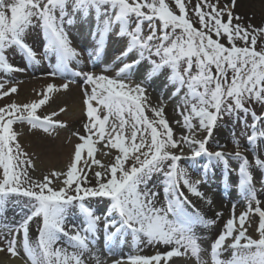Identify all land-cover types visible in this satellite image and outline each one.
<instances>
[{
    "label": "snow or ice",
    "instance_id": "snow-or-ice-1",
    "mask_svg": "<svg viewBox=\"0 0 264 264\" xmlns=\"http://www.w3.org/2000/svg\"><path fill=\"white\" fill-rule=\"evenodd\" d=\"M236 4L237 0H230L224 6H220V0H198L191 9L200 25L196 27L186 0H171V3L168 0H0V70L25 71L9 62V51H18L35 64L55 57L54 70L49 76L65 77L71 72L75 77H83L87 116L83 125L85 134H75L81 142L75 145L67 170H53L42 179L33 180L28 168H34V162L22 150L13 125L27 122L45 132L66 127V122L55 119L66 111L65 107L43 117L37 110L49 102L52 93L68 90L72 81L65 80L58 86L49 83L38 94L39 99L0 107V209L12 194L31 198L30 213L0 236V252L12 257H20L23 252L30 264H86L85 253L92 254L103 222V239L109 251L111 242L127 233L137 243L143 236L147 244L169 246L163 253L134 255L127 261L115 259L111 264H161L162 261L167 264L173 257L189 253L197 264H206L201 257L204 251L199 243L201 238L195 229L214 225L216 220L206 218L189 194L206 200L209 205L212 200L200 190L202 181L191 179L188 171L179 165L182 159L195 160L206 155L210 161L223 162L225 177L234 171L228 165V158L239 161L235 169L238 188L247 200L246 210L239 215L233 205L232 215L211 243V264H264V206L257 197L252 170L253 167L264 170L261 149L264 47L257 49L258 39L264 41V25L245 23L234 12ZM78 15L93 16L96 22V48L89 52L90 57L100 56L110 34L127 38L124 50L113 64L126 60L130 54L133 59L122 63L115 77L71 68L73 62L83 64L82 53L73 47L66 30ZM33 27L40 28L45 40L41 55L27 42ZM238 40L243 46L237 45ZM153 56L158 60H153ZM144 59L152 65L149 77L168 68L173 96H180L183 91L178 109L188 135L174 138L164 107L147 105L145 88L122 78L130 76L131 69ZM17 91V86L5 88V83L0 82V98ZM254 104L261 106L260 114L247 106ZM146 107L151 109L153 118L146 114ZM101 109L106 110L105 114L101 115ZM240 113L244 114L242 120ZM224 115H234L250 131L246 140L253 153L252 160L240 151L239 139H234V153L224 151L223 145L209 151L208 142ZM193 120L197 123L193 124ZM201 130L206 134L198 139ZM98 141L119 150L112 163L104 165L95 158L94 145ZM185 144L190 149L188 156L184 154ZM85 150L90 160L82 156ZM92 165L101 169L92 173L97 180L95 185H91L87 175ZM157 174L163 176V200L154 186L149 187ZM206 179L207 168L203 182ZM56 180L61 181L58 188L53 187ZM260 183L264 190V176ZM92 197L109 198L103 216L85 202ZM74 204H78L84 218L80 227L67 223L68 210ZM256 214L258 235L254 237L249 234V227L250 217ZM221 215L216 213L217 217ZM34 222H38L35 240L30 235V225ZM95 259L96 264H107L99 255Z\"/></svg>",
    "mask_w": 264,
    "mask_h": 264
},
{
    "label": "bare ground",
    "instance_id": "bare-ground-1",
    "mask_svg": "<svg viewBox=\"0 0 264 264\" xmlns=\"http://www.w3.org/2000/svg\"><path fill=\"white\" fill-rule=\"evenodd\" d=\"M198 2V0H197ZM230 0H220V6H224L226 4H229ZM235 14L241 16L245 23L251 22L252 24L256 26L264 25V0H237L236 7L234 8ZM86 19V17H83ZM227 19V17H225ZM235 22V21H234ZM90 26V25H89ZM92 27V26H90ZM88 24L84 23L82 29L87 30ZM69 29L68 36L70 40L72 41L73 47L77 48L78 51L82 53V56L85 58L83 61V64L77 65L75 62H73L71 65L75 67H83L84 69H81L82 71H92L96 74H100V69H95L91 65V59H88L87 53L88 52H94L96 48V43H91L92 39L90 38V34L84 33L82 29L78 32H80L81 37L74 36L73 30L71 28ZM111 39V38H110ZM112 40V39H111ZM113 41H115L113 39ZM27 42L33 46L34 50L37 52L38 55H41L43 53L44 48V37L39 27H33L27 37ZM113 43H117V47L120 51L115 50L112 52L113 54H110L113 59L118 57L119 54L124 50L126 46V40L123 38L120 40H117ZM110 45V44H109ZM108 45V46H109ZM115 45V46H116ZM8 55L9 62L12 63L16 67L24 68L25 71L23 72H7L4 70H0V82L5 83V88L15 85L18 88V91L16 93H12L7 97L0 98V107H3L6 104L16 102V103H28L31 102L34 99H39L40 96L39 93H42L46 86L49 83H54L57 86L64 83L65 80L72 81L70 84V87L68 90H59L57 92H54L51 94V98L49 102L42 106L40 109L37 110V114L41 117L50 114L52 111H58L59 108L65 107L66 111L64 113H61L58 117L55 119H59L61 121L66 122V127H56L55 129L45 132L41 128H32L27 122H16L13 125L14 131L16 129H19L20 127H25L23 129L24 131L20 132V135H18L17 139L19 143L22 146V150L24 152H27L29 157L34 162V168L37 166H40L44 170V174L48 175L51 171H61L65 172L67 170V166L71 162V157L74 152V147L77 143H80L78 136L75 135L76 133H79L80 135L85 134V129L83 127L84 123L87 122V116L85 111V105L83 103L84 101V95H83V88L85 87L83 83V78L81 77H75L72 75V73H68L65 77H61L59 75L55 77H51L48 75L49 72L54 70V65L56 63L55 57H50L47 60V64L45 65H34V63H31L26 60L18 51L14 52L13 55ZM132 54L127 58V61L124 60V62L129 63L131 62ZM146 60H142L138 65H136L132 70H134V73L146 64ZM123 62V61H122ZM122 62L118 61L116 62L115 68L111 65L110 69L107 70V73L111 74L112 77H115L116 70L121 67L120 65ZM106 64L104 59V65ZM109 62H107L106 65H108ZM92 67H91V66ZM107 73H104L107 75ZM133 71L130 76L122 77L128 83H132L133 80H128L129 78L133 79L132 74H134ZM110 75V77H111ZM134 83V82H133ZM132 85V84H131ZM89 89L91 86H87ZM145 95L147 97V101L157 104V101L148 93L145 92ZM147 104V103H146ZM148 105V104H147ZM56 106V107H55ZM146 110L150 115L148 116L150 119L152 118V111L150 108L146 107ZM106 110L101 109V115L105 114ZM165 117L169 121L170 126L173 128L174 131V138L179 139L182 131L186 129L183 125V120L180 121L179 124L176 123V111L174 108L167 107V109L164 110ZM127 115V114H126ZM112 119H115L114 117ZM111 122V121H110ZM95 139V138H94ZM214 143H221L224 144L226 139L222 137V127L220 125H217V128L213 131L212 138L210 139ZM233 141V138H231ZM97 144L95 143L94 146ZM261 149L264 150V144H261ZM104 147L105 153H108V155L102 154L101 156L97 153L95 154V158L102 157L105 159H102V163L104 165H108L114 161L115 155L119 154V150L112 149L110 146L105 147L104 141H99L97 148ZM187 147L185 149L189 148V146L186 144ZM243 147H248L247 144H243ZM184 149V151H185ZM101 153V152H100ZM189 154H185V156H188ZM82 156L84 158H87V150L82 153ZM206 160V161H205ZM199 159L195 160H189V159H182L179 162V165L181 168H184L188 171L189 176L191 179L195 180V177L199 175H203L205 172V168L198 163ZM202 163L206 164L207 162H211L209 158L206 155H203L202 157ZM215 161V160H214ZM217 162V161H215ZM223 164V162H222ZM187 165V166H186ZM224 168V165H223ZM28 170L32 171L33 168L29 167ZM100 168H91L90 171H87L88 178L91 182V185H95L97 183L96 178L93 176L94 171H100ZM2 172V169H0V173ZM207 173L211 175V171L207 169ZM218 171L214 170V174L211 175L212 180L209 179V182L213 185V188L216 189V194L213 196L212 204L209 205L206 200H202L201 198L193 196L194 203L198 209L205 215L208 219L216 220V223L214 225H211L209 227H203L199 226L201 230L212 240H214L220 231L223 229V225L227 221L228 218L232 215V209L233 205L236 204V202L243 201L245 197L241 194L240 190H235V188H232V183L234 180V176L230 174V172L227 174V177H225V174L222 171V177L223 178H231L229 180H222L220 183H216L215 177L217 178ZM234 173V172H233ZM28 175L33 180H39V177L32 175L28 171ZM83 175V173H81ZM232 175V176H230ZM208 176V174H207ZM221 177V178H222ZM43 178V177H42ZM163 180L162 175H154L152 180L149 182V187H153L158 192L161 193V200H163V185L161 181ZM221 180V179H220ZM227 185V187H226ZM257 197L262 201V206H264V190L262 188H257ZM86 203H89L91 201H85ZM103 201H100L99 199H96V201L91 203L92 206H94L96 209H101V204ZM213 203L216 204V210H213ZM246 207H241L240 210H238V207L235 205V213L236 215H239L240 212L244 211ZM79 207L78 204H74L71 206L68 210V217H67V223L69 225L75 224L77 227H80L83 225L84 218L81 212L78 211ZM31 211V200L30 199H23L21 197H14L9 198L6 201V206L3 209H0V223H2L1 226L7 225L10 228H13L19 224V222ZM220 212L222 213L221 216L217 217L216 213ZM251 226H250V232L249 234L253 235L254 237L258 234L255 231L256 226L258 225L259 216L258 214L253 215L250 217ZM18 222V223H17ZM17 223V224H15ZM38 222H34L30 225V230L37 229ZM8 227L5 226L0 228L1 232H6L8 230ZM198 228V226H197ZM5 229V230H4ZM103 232L101 231L100 241L101 243H95L92 247V254L85 253V259L86 264H96L95 255H99L101 260L103 255V246L105 248H108L105 246V242H103ZM127 235V237H126ZM32 239L35 240L37 235H31ZM133 237L131 233H127L123 236H118L111 242V250L110 253H107V255L111 258L115 259H128L129 256L132 255H155L156 253L151 252L153 249H159L163 250L164 252L169 249V246H164L162 244L158 245H151L147 244L145 242V238L141 237V242L137 243L135 240H133V244L130 245V248L132 251L139 252L140 254H129L126 252V250H123V244L120 245V241L127 240V238ZM204 238V237H203ZM203 238L201 239V242H203ZM65 238L62 237L61 243H64ZM66 246V245H65ZM203 246V245H202ZM129 248V249H130ZM183 250V249H181ZM95 254V255H93ZM129 254V255H128ZM191 255V254H190ZM225 257L228 255L227 253L224 254ZM202 259L206 262V264H211L209 262L210 256L209 254L206 256L201 254ZM193 260H195L194 264H197L196 258L191 257ZM209 259V260H208ZM6 260L7 262L15 263V264H25V261H28L27 256L21 252L20 257H12L10 254L6 252H0V262ZM211 261V260H210ZM29 262V261H28ZM3 263V262H2ZM30 263V262H29Z\"/></svg>",
    "mask_w": 264,
    "mask_h": 264
},
{
    "label": "rangeland",
    "instance_id": "rangeland-1",
    "mask_svg": "<svg viewBox=\"0 0 264 264\" xmlns=\"http://www.w3.org/2000/svg\"><path fill=\"white\" fill-rule=\"evenodd\" d=\"M168 2L171 3V0H168ZM186 2L188 4V8L190 10V13H189L190 14V18L193 20V22H194L196 27H200V25L198 23H196V17L194 15V13L191 12V9L197 3V0H186ZM173 7H174V5H173ZM81 17L82 16L78 15L75 18V20H74L75 25L78 22V20H80ZM88 19L92 20V16L88 17ZM72 25H74V23ZM88 27L89 28L87 29V33H89L90 35H93L94 32H95V28H91L90 26H88ZM145 30L147 31V24H145ZM115 39L118 40L120 38H115ZM117 40H115V41H117ZM124 40H127V38L125 37ZM221 42L222 43H226V40L222 39ZM237 45L238 46H243V42L238 40L237 41ZM261 47H264V41H261L260 39H258L257 49L259 50ZM9 53L13 54L14 52L9 51L8 54ZM132 59H133V57H132ZM152 59L153 60H158V58L155 57V56H153ZM125 61H127V59ZM122 63H126V62L123 61ZM145 64L146 65L142 67L144 75H142V76L140 75L139 77H133V79L129 78L128 79L129 81L133 80V82H134V83L132 82L130 84H132V85L141 84L145 88V92L148 93L149 95H151L157 101V104H154V103H151L149 101H146V103L148 105H151V107H157V108L160 107V106H163L164 110L167 109V107L174 108L176 113H177L176 120L177 121L183 120V118H182V116L180 114V110L178 109V105H181V103H182L181 97L183 96L184 93L182 91L180 96H173L174 86L168 80V76L170 75V69L165 68L162 71H160L159 73L153 74V75H151L149 77L148 73L150 72V69H151L152 65L149 63L148 60H146ZM34 65H35V63H34ZM36 65H45V63L41 62L40 64H36ZM120 66H122V64ZM81 78H83V77H81ZM247 106L254 107L255 110L257 111V113L260 114L261 106L259 104L247 105ZM145 112H146V114L148 116L150 115V113H148L146 108H145ZM240 117H241V120H242V118L244 117V114L240 113ZM152 118H153V116H152ZM247 119H248V122L250 124L251 123V117L249 116V117H247ZM241 120H237L234 115L233 116L224 115L223 119L218 122V125H220L222 127V137H224L226 139V141L224 142V144H221V143H214V142H212V140H209L208 145H207L209 151H216V150H218V145H223L224 146V148H223L224 151L234 153L235 150H236L234 139H239L240 145H241L240 151L243 152L245 155H247L249 157V160H252L253 153L251 152V150L249 148V145L247 143V140H246V136L248 134H250V131L245 129V127H244L243 123L241 122ZM196 123H197V121L193 120V124H196ZM23 129H25V127H20L19 129H16L15 131L18 133V135H20V132L24 131ZM182 134L183 135H188L189 133H188L187 129H184L182 131ZM205 134L206 133L203 130H201L197 134V138L198 139L199 138H203V136ZM231 138H233V141L231 140ZM98 143H99V141L96 142L97 145H98ZM243 144H247L248 147H243L242 146ZM97 145L95 146V148L97 149L95 154L98 153L101 156L102 154L105 153L104 147L101 146L100 148H97ZM185 147H187L186 144L184 145V149H185ZM261 147H262V145H261ZM189 153H190V149L187 148L184 151V154H189ZM202 157H203V155L200 156V157H197V159H199L198 163L203 167V169L204 168L209 169L211 171V175L214 174V170H217L219 172L218 173L219 176L217 178L215 177V180H216V183H220V181H221L220 179H222L221 178L222 177L221 174H222V171H224L222 162L221 161L215 162L213 160V161H211L209 163L207 162L206 164H204V163H202L203 162L202 161ZM97 159H99L101 161H102V159L105 160L103 157H102V159H101V157H99V158L97 157ZM89 160H90V158H89ZM228 165H229V167L231 169L234 170L233 171L234 172L233 173L234 180H233V183L231 184L232 188L234 189L235 188L234 186L238 182V181L237 182H234V181L239 179L238 172L235 171V169H238L239 161L234 160L231 157H229L228 158ZM91 168H99V167L96 166V165H92ZM252 170H253L254 182L256 183V187L261 189L262 185L260 183V180H261L262 176H264V170H260V169H257L255 167H253ZM28 171L32 175H35V176L39 177V180L42 179L43 176H45L44 170L40 166H37V167L33 168L32 171H30V170H28ZM231 173H232V171H231ZM208 175H209V173H208ZM211 175H209L208 177L210 178ZM0 176H2V172L0 173ZM197 179L202 181V183L200 185V190L205 193L206 197H210L211 200H213L212 198L216 194V192H215L216 189L213 188V185L211 183L209 184L208 183L209 181L207 179H206V181H207L206 183L203 182L204 181L203 177L197 176V177H195V180H197ZM229 179H231V178L229 177L228 180ZM60 186H61V181L60 180L54 181L53 187H57L58 188ZM235 190H236V188H235ZM237 190H239L238 187H237ZM10 197L11 198L21 197L23 199H30L31 200V198L26 197V196H24L22 194H12V195H10ZM189 198L194 203V199L195 198H193V196L190 195V194H189ZM96 199H99L100 201H103V203L101 204V209H96L94 206L91 205V203L93 204V202L96 201ZM86 201H91V202H89L87 204H89V206H91V207H94L96 209L97 214L101 215V216H103L107 206L109 205V198H106V197L86 198ZM235 205L238 207V210H240L241 207H246L247 206V200L244 199L243 201L241 200L240 202L237 201ZM212 208H213V210H216L217 209L216 208V204L213 203V207ZM78 211L80 212L79 209H78ZM17 223H15V224H17ZM1 225H2V223H0V228L5 226V225H3V226H1ZM102 227H103V222H101V224H100V228H102ZM249 230H250V227H249ZM201 231L202 230H201V228L199 226H198V228L195 229L196 235L202 239L204 237V235L201 234ZM32 234L36 236L37 235V231H35L33 229L30 230V235H32ZM209 238L210 237L208 235H206V237L204 238V242H201V239H200V242H199L201 244L202 249H204V251L201 254H204L205 256H207V252H208V244H209V241H210ZM69 251H72V249H69ZM181 251H183V250H181ZM131 252L134 253V254H140L139 252L136 253V251H132V250H131ZM151 252L163 253L164 251L163 250H159V249H153ZM101 253L103 255V257H102L103 261L107 262V260H108L107 253L105 251H102ZM190 257L191 256H189V254L187 256H179L177 259H172V260L167 261V264H194V260L192 258H190ZM109 260L111 261L112 258L110 257ZM0 264H15V263H13V261H12V263H10V262H7L6 260H4V261H1ZM25 264H30V263L28 261H25Z\"/></svg>",
    "mask_w": 264,
    "mask_h": 264
}]
</instances>
